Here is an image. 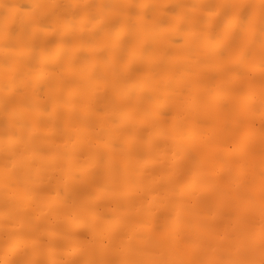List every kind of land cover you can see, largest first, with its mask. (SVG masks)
I'll list each match as a JSON object with an SVG mask.
<instances>
[{"label":"clouds","instance_id":"1","mask_svg":"<svg viewBox=\"0 0 264 264\" xmlns=\"http://www.w3.org/2000/svg\"><path fill=\"white\" fill-rule=\"evenodd\" d=\"M0 264H264V0H0Z\"/></svg>","mask_w":264,"mask_h":264},{"label":"bare ground","instance_id":"2","mask_svg":"<svg viewBox=\"0 0 264 264\" xmlns=\"http://www.w3.org/2000/svg\"><path fill=\"white\" fill-rule=\"evenodd\" d=\"M22 7H24V8H28V7H30V5H28V4H23V5H21Z\"/></svg>","mask_w":264,"mask_h":264}]
</instances>
